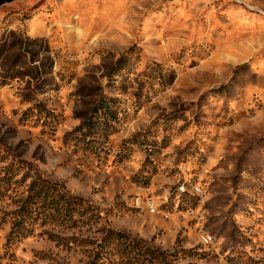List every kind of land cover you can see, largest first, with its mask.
I'll return each instance as SVG.
<instances>
[{"label": "rangeland", "instance_id": "1", "mask_svg": "<svg viewBox=\"0 0 264 264\" xmlns=\"http://www.w3.org/2000/svg\"><path fill=\"white\" fill-rule=\"evenodd\" d=\"M0 264H264V0H0Z\"/></svg>", "mask_w": 264, "mask_h": 264}, {"label": "trees", "instance_id": "2", "mask_svg": "<svg viewBox=\"0 0 264 264\" xmlns=\"http://www.w3.org/2000/svg\"><path fill=\"white\" fill-rule=\"evenodd\" d=\"M122 237H123V234H122Z\"/></svg>", "mask_w": 264, "mask_h": 264}]
</instances>
